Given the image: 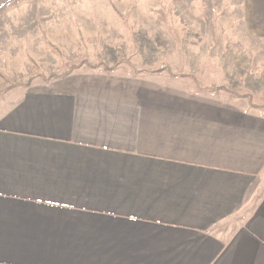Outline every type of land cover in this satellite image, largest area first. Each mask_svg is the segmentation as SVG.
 Wrapping results in <instances>:
<instances>
[{"label": "crops", "instance_id": "1", "mask_svg": "<svg viewBox=\"0 0 264 264\" xmlns=\"http://www.w3.org/2000/svg\"><path fill=\"white\" fill-rule=\"evenodd\" d=\"M167 3L0 0V264H264V105L118 68L168 51ZM55 51L101 66L25 74Z\"/></svg>", "mask_w": 264, "mask_h": 264}, {"label": "rangeland", "instance_id": "2", "mask_svg": "<svg viewBox=\"0 0 264 264\" xmlns=\"http://www.w3.org/2000/svg\"><path fill=\"white\" fill-rule=\"evenodd\" d=\"M252 1L254 0H183L175 4L168 0L169 3L163 7L164 13L170 15L168 21H163L167 35L153 38V43L168 45V51L126 54L128 59L118 65V68L122 66L124 71L136 74L139 71L149 72L148 69L140 68L147 62L156 67L166 66L167 71L177 74L199 73L202 76L207 73L211 80L198 77V82L196 79L203 90H215L219 93L223 90L221 95H227V98H231L228 95L230 92L243 97L244 104L264 105V6L251 3ZM257 6L260 7L258 10ZM177 13L197 16L194 27L197 35L189 36L191 33L181 29L183 22L171 15ZM137 40L145 41V38ZM175 45L179 46L173 47ZM182 45L187 46L189 51L177 52ZM55 52L54 63H48L50 58L46 57L41 62H35V68L24 70L25 74H29L31 79L49 80L72 71L83 61L89 66H101L100 63H91L85 58L67 61L65 54ZM121 55L123 54H119V57ZM24 58L34 59L35 56L26 53ZM129 62L138 68L132 67L133 64ZM43 63L47 65L42 67ZM40 64L42 66L38 67ZM6 76V70L1 68L0 61V95L6 88ZM196 85L194 87L198 88Z\"/></svg>", "mask_w": 264, "mask_h": 264}, {"label": "trees", "instance_id": "3", "mask_svg": "<svg viewBox=\"0 0 264 264\" xmlns=\"http://www.w3.org/2000/svg\"><path fill=\"white\" fill-rule=\"evenodd\" d=\"M3 9L5 10V6H4L0 11H2ZM90 67H92V68H97V67H99V65H92V64H90ZM104 70H105V71H112L113 68L104 67Z\"/></svg>", "mask_w": 264, "mask_h": 264}]
</instances>
